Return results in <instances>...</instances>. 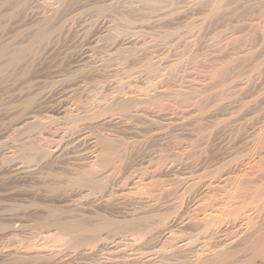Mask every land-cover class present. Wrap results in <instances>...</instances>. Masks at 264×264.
I'll return each instance as SVG.
<instances>
[{
    "label": "rangeland",
    "instance_id": "rangeland-1",
    "mask_svg": "<svg viewBox=\"0 0 264 264\" xmlns=\"http://www.w3.org/2000/svg\"><path fill=\"white\" fill-rule=\"evenodd\" d=\"M14 1L18 2L19 0H0V45L9 44L13 46L15 43L26 41L28 34L31 33L30 31L33 32L42 23L48 28L51 26L49 28L51 30L54 26V30H52L53 34L49 40L35 44L34 51L25 56V62L23 61L19 65L20 68L19 66L11 67L13 68L12 71L11 69L7 70L5 77L3 75L0 76V263L5 261L7 263L12 262L16 256H27L35 249L44 248L42 247L44 242L53 238L55 232L43 229L45 227L38 223L42 222L44 217H46L51 206L60 210H66L67 208L74 210L72 213L75 215L70 211V213L67 212L66 214H72L75 219L78 217L81 220L86 218V220H90L93 215L94 218L92 219L98 220V214H104L117 220L129 219L136 217V215L139 217V210L141 212L143 210V216L150 215L151 209L147 205L153 203L154 198L159 197L161 199L159 195L162 190L165 193L169 191L170 187H172V191L170 190L171 192L167 193L168 199L165 198L166 193H163L164 195L161 194L162 198L168 200L167 203L163 199V202L167 203V206H163L164 212V207L168 209L170 205V207H173L169 208V211L166 209V211L170 213V210L175 207L176 215L180 211L185 212L188 210L187 212L193 213L192 216H196L198 220L201 215L210 216L208 213L215 212L217 219L220 217L222 221H224V218L231 221L234 218L233 212L237 216L239 210L241 212L245 210L243 214L252 212L251 214L254 215V217L252 216L253 221H245L246 223L244 224L243 219L240 218V221L236 220L234 228L236 226L240 227L236 231L238 230L241 235L244 232L246 233L248 229H252L250 230L251 233L258 231L254 232L255 235L263 232L264 211L262 213L259 211L262 207L264 209V206H262L264 205V0H226L224 11L226 10L227 12L223 11L222 14L223 7L220 10L221 14L216 12L217 14H213L215 15L213 17L211 11H209L211 7L208 4L191 3L187 0H178L181 3H177L174 11H168L166 10L167 8H163L156 9L152 13H150L151 11L147 12L145 10L146 12H144V10L133 8L134 12L136 10L134 13L131 11L132 9L129 11L130 8L122 9L125 7L121 6V8L120 5L113 6L114 1L118 0H29L22 11L18 9ZM33 2L36 3L34 4ZM61 3L63 4L61 5ZM46 4L53 7L49 8ZM54 9L59 10H56V12ZM46 13L49 14V17ZM137 13H140V15ZM50 15L54 16L53 19L51 18V22L49 18L52 16ZM150 16L151 19L149 18ZM127 18L130 23L126 20ZM145 18L146 20H144ZM46 19L47 22L45 21ZM45 22L46 24H44ZM119 53L125 56L121 55L119 57V55V58L116 57ZM126 55L128 56L126 57ZM111 58L113 61L110 60ZM101 60L103 62L106 61L103 63ZM161 60L163 61L161 62ZM150 63L153 66L149 68ZM230 64L234 65H232L231 70L226 75L229 78L227 77V83L225 82L227 85H225L226 77L220 81L215 79L212 74L215 70L226 71L227 66ZM155 68L158 71H154L156 70ZM237 73L239 74L237 75ZM235 75L239 79L237 78L233 81ZM118 84L120 86H116ZM177 90H184V92H182L181 96H176ZM115 91L118 92L116 93ZM119 91L121 92L119 93ZM185 91H188V96L193 95L197 99L190 97L188 99L189 102H187V99L184 98L187 96ZM145 92L156 94L157 102L154 99L151 103L159 102L160 105H163L160 108L162 109L165 106L164 109L167 112L164 109L155 110L156 112L152 109H147L149 105L152 106L149 103L146 107L147 111L144 108L145 106L143 107L148 114L147 116L145 113L147 118L144 117L145 115L141 117L147 119V121L141 118L138 120V117L135 119V116L134 118L129 115L126 116V113L123 115V112L118 111L116 112L118 114H112L117 116L121 113V118L126 116L133 119L124 118V120H121L118 116V118L113 116L117 119V122L115 119H113L114 122L113 120L104 122L101 118L112 116L108 115V113L100 118V122L103 121L105 124L102 122L97 126V123L94 124L93 121H85L86 123L83 121L82 125L85 127L88 123L91 129L90 131L89 127L88 129H80L83 127L81 126L78 128L81 132L78 129L75 132L69 131L66 128L68 126L63 124L64 120L66 121L68 118L67 114V116H64L66 109L67 113L68 110H72L75 113L79 110L82 114L83 112L80 109L83 106H85L84 108L89 106L88 104L91 101H94L95 104L97 103L101 108L106 106L102 104L104 99H108L109 102L110 98L114 97L113 95L115 97L116 94L124 97L126 95L137 97L143 95L142 97L144 98L146 97ZM190 92L194 93L191 94ZM219 92H224L223 95L221 94V101L217 99ZM207 96L210 100L207 99V103L205 102L207 106L204 104L207 107V110L204 111L205 113L207 112V115L204 112L203 114L201 113L202 116L205 115L203 118L201 115V117L199 116L200 113L198 112L200 111H197V102L206 100ZM182 99L186 102L183 103ZM99 101H101V106ZM105 102V104H108L107 101ZM192 102H195L194 105L197 107L191 106ZM138 107L140 106L136 105V108ZM132 108H135V106H132ZM176 108L177 111H175ZM196 108L197 110H195ZM168 109L169 111L171 110V113ZM181 109L184 111H180ZM131 110L132 112H129L133 114L136 109ZM185 110L186 113H184ZM152 111L153 115H151ZM178 111L186 115L179 116L180 112ZM159 112H165L166 115L165 113L164 115L160 113L159 116ZM31 114L37 118V121L41 119V124L44 125L42 126L43 128L40 127L37 128L39 130H33L28 125L25 126L23 124L25 117ZM58 118L63 120H58ZM53 119L54 122L55 119L62 121L65 127H60L63 125H60L57 120V125L54 122L43 123L46 120L52 122ZM151 119L155 122L157 120V123H155L157 125ZM169 121L172 125L167 123ZM96 122H99V120ZM102 124L105 126L103 127ZM22 125L25 127L23 128ZM95 125L96 127H94ZM92 128H95V130ZM98 133L99 135L101 133L104 137L110 136L121 143L124 141L125 148L128 147L125 149L122 146L123 150L125 149L124 151L127 152L128 158L127 163L124 165L126 167L123 166L125 169L122 168V174L119 175V173L116 176L122 177L117 179L113 177L112 180L109 178V181H112L111 183L105 180L110 185L103 192L106 195L104 200L109 201L108 197L112 195L110 199L113 198L114 200H110L112 202L108 206L103 203L101 205L98 202V196L103 195V193L98 195L95 193L96 196H93V193L89 194L91 189L88 191L86 186L81 187L70 184V180L77 169L93 165L96 153L98 154V149L101 146L94 144L93 137L97 136ZM28 135L31 136V142L35 140L34 143L39 148L37 151L39 156L36 161L32 162L26 158L30 150L26 149L22 144L23 138L26 136L27 138L24 140H28L30 137ZM20 141L22 142L20 143ZM18 145H21V147ZM46 153L48 157L43 156ZM160 158L164 167L159 162ZM180 179L184 181L181 183ZM123 181L126 184H123ZM150 182H154V184L152 185ZM193 182H198V185L194 186L197 190L192 189L194 188L193 184H195ZM114 183L115 186L113 185ZM206 183H208V188L205 186ZM211 184L212 187L210 186ZM55 185L57 189L53 190ZM120 188L125 191L123 192ZM152 190L153 192L156 190L154 192L156 196L161 193L156 197ZM186 190L192 192H189L191 198ZM123 193L129 194L132 199L129 198V195H124V197L117 196L118 194L123 195ZM142 194L144 197H139ZM172 194L173 200L171 198ZM174 194H176L178 199L174 198ZM151 195L154 197L152 198ZM183 195L186 196L184 200L185 196ZM116 197H118V200H116ZM231 197L234 201H231ZM140 200H142L143 204L145 201L147 203L141 206L142 202ZM181 200L182 202L185 201V206H181L183 203L179 205ZM158 201L161 200L158 199ZM178 201L180 202L177 203ZM191 201L196 202L193 203ZM114 202H117V204H114ZM138 202L141 203L138 204ZM170 202L172 203L169 204ZM187 203L189 205L192 204L190 208L194 206V210L190 209ZM229 203L231 204L229 205ZM174 204H177V206ZM144 207H146V211ZM177 207L183 209L180 208L181 210L178 211ZM184 207L188 209L185 210ZM126 208H129V214H127ZM241 208L243 209L241 210ZM195 209H198L197 212L201 213V215L198 214L199 218H197V213H194ZM221 209L222 211H220ZM172 212L175 214L174 209ZM216 212L217 214L219 212V217ZM227 213L231 214L232 219ZM133 214L136 215L132 216ZM176 215L174 216L176 217ZM227 215L228 217H226ZM239 215L242 216V213ZM96 216L97 218H95ZM143 216L140 215V217ZM187 216L191 215L188 214ZM193 217L192 219L195 218ZM152 218H148V220H151V224L156 220L153 218L154 221H152ZM220 219H218L219 222ZM228 220L224 222L227 227L222 224L223 222L219 224L224 225L225 230L227 229L228 232L223 229L224 226L223 228L218 225V227L216 226L217 228L214 227L216 230L219 228L221 232H226V238L233 236L234 234L231 233L235 230L230 227H233V223L230 224ZM185 225L188 228H185ZM185 225L176 226L181 228L179 230L174 228L179 232L177 233L174 230L175 243H178V238L182 239L178 245L185 243V246H183L185 248L182 249L181 255L177 256H194V254L196 256V253L199 254L197 252L199 251L198 246L200 247L205 243L204 233L206 231H203L204 227L200 224V227L198 225H193L194 227H189L188 224ZM251 225H254V227ZM248 226L250 228L247 229ZM195 228L198 229V232ZM199 228H202V231ZM244 229L247 230L245 231ZM226 233L222 234L224 238ZM234 233L237 234L236 232ZM188 235L190 238H188ZM216 238L218 239L219 237ZM216 238L215 241H219L222 236L218 240ZM127 239L130 241H126ZM54 241L53 239L52 241L50 240L49 244L53 243L50 245V249H48L49 247H47L48 250L45 248L49 257L53 256L52 258L38 262L34 259V261L27 259V262L24 261L23 264H68L69 262V264H104L100 263L103 262L102 260H107L104 261L108 262L106 264H128L123 263L124 259L121 260L120 258L119 260V258H113L112 256L123 255L127 256L126 259H129L128 257L132 259L144 256V254L148 256L152 252H158L159 249L158 253H161L163 249V252L167 251V248L164 247L166 244L163 245L158 240L156 243H154L155 241L146 243L140 238H134L132 235L124 240L123 245L110 242L106 247L96 250H93L89 245L86 247V244L78 247L70 246V249L67 244L62 243V239L59 241L54 238ZM185 241L188 247H186ZM125 242L128 245H125ZM88 247L91 249L89 250ZM222 247H217L213 251L219 252L224 249ZM55 249L62 254L60 253L59 255V252ZM74 249L75 251H73ZM188 249L190 251L193 250L191 251L193 254L189 253ZM11 250L15 253L12 254ZM246 254L248 253L244 252V257H247ZM54 256L56 257L54 258ZM62 257L65 262L61 259ZM111 257L115 259L114 263L109 262L113 261V259H110ZM258 258L264 257L256 258L257 262L260 261V264H263L264 259L259 260Z\"/></svg>",
    "mask_w": 264,
    "mask_h": 264
},
{
    "label": "bare ground",
    "instance_id": "bare-ground-1",
    "mask_svg": "<svg viewBox=\"0 0 264 264\" xmlns=\"http://www.w3.org/2000/svg\"><path fill=\"white\" fill-rule=\"evenodd\" d=\"M28 1L29 0H19L18 2H16V1H14V4H17V7H18V9L20 10V11H22V9H24V7L26 6V4L28 3ZM67 1V0H66ZM185 1V0H184ZM187 1H190L191 3H204V4H208V6H210L211 7V10H209V11H211V14H212V17L213 16H215L218 12V14H221L220 13V10H222V8H223V10H222V14H223V11H224V9H225V1L226 0H187ZM41 2V1H40ZM43 2H45V1H43ZM58 3H59V1H57ZM62 2V1H61ZM65 2V1H64ZM115 2V3H114ZM113 3H114V5L113 6H118V5H120V7L121 6H123V7H125V8H122V9H126V8H130L129 9V11L131 10V11H133L134 9H138V10H144V12H149V11H151L150 13H152V12H154V11H156V9H163V8H167L166 10H168V11H174L175 10V6H177V3H179L178 2V0H118V1H114ZM189 2V3H190ZM34 3V2H33ZM36 3V2H35ZM34 3V4H35ZM181 3V2H180ZM179 3V4H180ZM185 3V2H184ZM183 3V4H184ZM53 4V3H52ZM63 3H61V5H62ZM65 4H67V3H65ZM187 4V3H186ZM185 4V5H186ZM211 4V5H210ZM43 5V4H42ZM45 5V4H44ZM47 5V4H46ZM57 5V4H56ZM60 5V6H61ZM69 5V4H68ZM136 5V6H135ZM36 6V5H35ZM39 6H41V5H39ZM48 6V5H47ZM46 6V7H47ZM52 6V5H51ZM51 6H48L49 8H51ZM70 6V5H69ZM42 7V6H41ZM46 7H44V8H46ZM47 7V8H48ZM53 7V6H52ZM58 7H59V5H58ZM33 8V7H32ZM46 8V9H47ZM48 8V9H49ZM63 8V7H62ZM134 8V9H133ZM177 8V7H176ZM70 9H71V7H70ZM57 9H54V11H56ZM59 10V9H58ZM57 10V11H58ZM65 10V9H64ZM67 10V9H66ZM128 10V9H127ZM146 10V11H145ZM165 10V11H166ZM32 11V10H31ZM51 11V10H50ZM56 11V12H57ZM163 11V10H162ZM226 11V10H225ZM224 11V12H225ZM55 12V13H56ZM65 12V11H64ZM134 12V11H133ZM132 12V13H133ZM135 12H136V10H135ZM134 12V13H135ZM140 12V11H139ZM167 12V11H166ZM217 12V13H216ZM227 12V11H226ZM32 13V12H31ZM130 14H131V12H129ZM164 13V12H163ZM162 13V14H163ZM210 13V12H209ZM216 13V14H215ZM45 14V13H44ZM48 13H46V15H47ZM51 14H53V12H51ZM138 15H140V13H137ZM213 14H215V15H213ZM64 15V14H63ZM66 15V14H65ZM224 15H226V14H224ZM44 16V15H43ZM50 16H52V15H50ZM56 16H57V13H56ZM144 16V15H143ZM153 16H154V14H153ZM152 16V17H153ZM159 16H161V15H159ZM218 16V15H217ZM221 16V15H220ZM48 17H49V14H48ZM59 17V16H58ZM130 17H131V15H130ZM129 17V18H130ZM158 17V16H157ZM44 18H45V16H44ZM46 18H47V16H46ZM54 18V16H52V17H50L49 19H50V22H51V20ZM66 18V17H65ZM140 18H142V17H140ZM147 18V17H146ZM146 18L144 19V20H146ZM150 19H151V16L149 17ZM216 18H218V17H216ZM48 19V18H47ZM47 19L45 20L46 22H47ZM49 19H48V22H49ZM62 19H63V17H62ZM67 19V18H66ZM143 19V18H142ZM141 19V20H142ZM159 19V18H158ZM213 19V18H212ZM127 21H128V23H130V20L127 18L126 19ZM157 20V19H156ZM160 20V19H159ZM158 20V21H159ZM56 21H57V19H56ZM110 21V20H109ZM46 22L44 23V24H46ZM49 22V23H50ZM65 22V21H64ZM103 22H104V20H103ZM155 22V21H154ZM49 23H47L48 25H49ZM61 23H62V21H61ZM149 23H151V22H149ZM158 23V22H157ZM156 23V24H157ZM51 24V23H50ZM105 24V23H104ZM110 24V23H109ZM152 24V23H151ZM151 24H150V26H151ZM153 25V24H152ZM148 26V25H147ZM154 26V25H153ZM49 28H51V26L49 27ZM48 28V26H45V25H43V23L42 24H40L33 32L32 31H30L31 33H27L28 34V36H27V38H26V41H24V42H22V43H15L13 46H10L9 44H5V45H0L1 47H0V76L1 75H5V72L8 70H10L11 69V71H12V69L13 68H11V67H14V66H19V65H21V63H23V61L25 60L24 58H26L25 56H28L30 53H32L33 51H34V49H35V44L36 43H41V42H44V41H47V40H49L50 39V37H51V35L53 34V31L52 30H54V26H53V28H52V30L51 29H49ZM52 31V32H51ZM137 33V32H136ZM139 33V32H138ZM137 35V34H136ZM117 42V41H116ZM120 43V42H119ZM120 45V44H119ZM112 47H113V45H111ZM114 49H115V47H114ZM28 54V55H27ZM120 55V53L116 56V57H118ZM121 55H123V56H125L124 54H121ZM121 55L119 56V57H121ZM134 55H136V54H134ZM128 55H126V57H127ZM129 56H131V55H129ZM118 57V58H119ZM130 58V57H129ZM117 59V58H116ZM107 61H108V59H106ZM105 60V61H106ZM110 60H112V58L110 59ZM164 60V59H163ZM163 60H161V62L163 61ZM102 61V60H101ZM104 61V62H105ZM113 61V60H112ZM25 62V61H24ZM103 62V61H102ZM103 62V63H104ZM110 62V61H109ZM233 63V62H232ZM104 65V64H103ZM232 65H234V64H232ZM232 65L230 64L229 66H227V70L226 71H219V70H215L214 72H213V77L215 78V79H219L220 81H221V79L223 78H225L226 77V75H227V73H228V71L229 70H231V68H232ZM106 66H108V65H106ZM151 66H153V64H151L150 63V66H149V68L151 67ZM15 67V68H16ZM19 68H20V66H19ZM156 70H154V71H158V69L157 68H155ZM14 71V70H13ZM16 72V71H15ZM233 72V71H232ZM157 73H159V72H157ZM234 73V72H233ZM232 73V74H233ZM9 74V73H8ZM239 73H237V75H238ZM12 75V74H11ZM234 75V74H233ZM237 75H235L234 76V80L233 81H235V79H237L238 78V76ZM5 77V76H4ZM228 77V76H227ZM227 77L225 78V81H224V84H225V82H226V79H227ZM240 77H241V73H240ZM229 78V77H228ZM231 78H232V76H231ZM239 79V78H238ZM230 80V79H229ZM223 81V80H222ZM232 81V82H233ZM230 82V81H229ZM228 82V83H229ZM227 83V82H226ZM222 84V83H221ZM205 85V84H204ZM203 85V86H204ZM225 85H227V84H225ZM116 86H120L119 84L118 85H116ZM126 86H127V84H126ZM125 86V87H126ZM207 86V85H206ZM205 86V87H206ZM204 87V88H205ZM242 87V86H241ZM117 88V87H116ZM123 88V87H122ZM121 88V89H122ZM240 89V88H239ZM242 89V88H241ZM117 90H119V89H117ZM124 90V89H123ZM129 91V90H128ZM179 90H177L176 91V96L178 95V96H181L182 95V92H184V90L183 91H179ZM116 92V91H115ZM118 92V91H117ZM116 92V93H117ZM121 91H119V93H120ZM132 92V91H131ZM188 92V91H187ZM186 91H185V93H187ZM222 92V91H221ZM221 92H219V97L217 98L218 99V101L220 100V98L222 97V95H223V93H221ZM124 93V92H123ZM130 93V92H129ZM152 93V94H151ZM151 93H146L145 92V94H146V97H137V96H120V95H118L117 96V94H116V97H115V95H113L114 97L113 98H110V101L108 102V99L107 100H105L104 99V102L105 101H107L108 102V104H105L104 102L102 103V104H104V105H106L105 107L103 106V107H99V105L96 103H94V101H91L90 102V104H88L89 106H87L86 108H84L85 106H83V108L82 109H80L79 107V109H80V111L81 112H83L82 114L79 112V110H77L78 112H73L72 110H68V113H67V109H66V113L64 112V116L67 114L68 115V118L66 119V121L64 120V122H63V124H65L66 126H68V127H70V128H68V127H66L69 131H72V132H75L79 127H81V126H83L82 124H83V121H84V123H86L85 121H93V123L94 124H96L97 126H98V124L100 125V123H102L103 121L104 122H109V121H111V120H113V119H115L114 117L116 116H114V114H112V113H115V114H118V113H116V112H123L122 114L124 115L125 113V115L126 116H131V117H133L134 118V116H135V119H136V117H138L137 119L139 120V118H141L142 117V115H145V113L147 114V112H145V109H146V107L148 106V104L150 103V104H152L151 103V101H153L154 99V101H156L157 102V95L156 94H154L153 92H151ZM191 94L192 93H194V92H190ZM127 94V93H126ZM141 94H143V93H141ZM144 94V95H145ZM190 94V95H191ZM222 94V95H221ZM121 95H123V94H121ZM131 95H132V93H131ZM189 95V93H187V96H185L184 98L185 99H187V102H189L188 101V99L191 97H193V95L192 96H188ZM196 95V94H195ZM106 96H108V95H106ZM139 96V95H138ZM105 97V96H104ZM127 97H129V98H127ZM194 99H197V97L195 98V97H193ZM203 99H204V97H202ZM209 97L207 96V98H206V100H204V101H198L197 103H198V107L196 106V105H194V103L195 102H192V105L191 106H193L194 105V107L196 106L197 108H198V110H197V108L195 109V110H197V111H200V112H198V113H200L199 114V116L201 115L202 116V114H203V112L204 111H206L207 110V105L205 104V102L207 101V99H208ZM99 100V99H98ZM101 100V99H100ZM191 101H192V99H190ZM208 100H210V99H208ZM222 100V99H221ZM220 100V101H221ZM96 101V100H95ZM103 101V100H102ZM195 101V100H194ZM217 101V102H218ZM97 102V101H96ZM131 102H133L132 104H131ZM155 102V104L153 103L152 104V106H148L147 107V109H152V110H156V111H158V109H161L160 108V106L162 107L163 105H160V103L158 102V103H156ZM182 102L184 103V102H186V101H184V99H182ZM209 102V101H208ZM101 103V101H99V104ZM147 103V105H145ZM207 103V102H206ZM131 104V105H130ZM133 104H135V105H133ZM159 104V105H158ZM191 104V103H190ZM190 104H188V106H190ZM206 106H205V105ZM136 105H138V106H140V107H138V108H136ZM153 105H154V107H153ZM183 105V104H182ZM92 106H94V107H92ZM100 106H101V104H100ZM132 106H135V108H132ZM145 106V107H144ZM71 107V106H70ZM69 107V108H70ZM77 107V106H76ZM82 107V106H81ZM90 107V108H89ZM92 107V108H91ZM142 107V108H141ZM145 109H144V108ZM184 107V106H183ZM186 107V106H185ZM165 108V106L161 109V110H163ZM166 108H168V107H166ZM191 108V107H190ZM193 108V107H192ZM206 108V109H205ZM86 109V110H85ZM91 109H94V110H92L91 111ZM131 109H136L135 110V112L132 114L131 112H132V110ZM147 109H146V111H147ZM171 109V108H170ZM85 112H84V111ZM165 111H166V109H164ZM179 110V109H178ZM187 110V109H186ZM186 110H185V112L184 113H186ZM74 111H76V110H74ZM129 111H131V112H129ZM150 111V110H149ZM148 111V112H149ZM155 111V112H156ZM168 111H169V109H168ZM171 111V110H170ZM169 111V112H170ZM175 111H177V108H176V110ZM180 111H182V109L180 110ZM180 111H178V112H180ZM184 111V110H183ZM182 111V112H183ZM188 111V110H187ZM192 111H193V109H192ZM209 111V110H208ZM167 112V111H166ZM173 112V111H172ZM182 112H180L181 114H182ZM210 112V111H209ZM75 113V114H74ZM109 113V114H108ZM111 113V114H110ZM119 114V115H117L118 117H119V119L121 118V116H122V114ZM144 113V114H143ZM151 113V112H150ZM160 113H162V112H159V116H160ZM164 113L165 112H163L162 114L164 115ZM171 113V112H170ZM179 113V116H184V115H186V114H180ZM202 113V114H201ZM207 113V112H206ZM205 112H204V114H206ZM112 115V116H105V115ZM161 114V115H162ZM175 114H177L176 112H175ZM175 114H174V116H175ZM189 114V113H188ZM187 114V115H188ZM34 115V114H33ZM66 115V116H67ZM151 115H153V111H152V113H151ZM151 115H149L150 117H151ZM155 115H157L156 113H155ZM154 115V116H155ZM165 115H166V113H165ZM178 115V114H177ZM207 115V114H206ZM103 116H105L104 118H101V117H103ZM114 116V117H113ZM116 116V118H118ZM126 116H124V118L126 119L127 117ZM147 116H148V114H147ZM154 116H153V119H154ZM158 116V117H159ZM200 116V117H201ZM204 116L205 115H203L202 117L204 118ZM37 117V116H36ZM59 117V116H58ZM144 117H146V115L144 116ZM149 117V118H150ZM166 117V116H165ZM41 118V117H40ZM43 118V117H42ZM45 118V117H44ZM49 118V117H48ZM66 118V117H65ZM100 118L101 119H103V121H101L100 122ZM124 118H121V120H124ZM129 119H133V118H130V117H128ZM127 118V119H128ZM147 118V117H146ZM152 118V117H151ZM156 119H157V117H155ZM172 118V117H171ZM175 118V117H174ZM177 118V117H176ZM180 118V117H179ZM178 118V119H179ZM202 118V119H203ZM61 119V118H60ZM59 118H58V120H60ZM63 119H64V117H63ZM63 119H61V120H63ZM141 119H143V118H141ZM140 119V120H141ZM145 119V118H144ZM143 119V120H144ZM167 119H168V117H167ZM167 119H165V120H167ZM56 120L57 119H55V122H54V119H53V121L51 122L50 120H46V121H43V123L45 122H48L47 124H49V122L50 123H53L54 122V124L56 123ZM57 120V122L58 123H60V125L62 124V121H58ZM97 120H99V122H96ZM120 120V121H121ZM146 121H147V119H145ZM152 120V119H151ZM160 120V119H159ZM115 121L117 122V119H115ZM119 121V120H118ZM130 121V120H129ZM174 121V120H173ZM172 121V122H173ZM25 122V123H24ZM24 122H23V124L25 125V126H27L28 125V127L29 128H31V129H33V130H35V129H37V128H40V127H42V126H44V125H42L41 123V119H40V121L38 120L37 121V118H35V116H32V114L31 115H29L28 117H25V120H24ZM103 122V123H104ZM113 122H114V120H113ZM122 122V121H121ZM131 122V121H130ZM136 122V121H135ZM141 122V121H140ZM145 122V121H144ZM149 122V121H148ZM147 122V123H148ZM152 122H154V124L155 123H157V120H156V122L155 121H153L152 120ZM132 123H133V121H132ZM159 123H161V122H159ZM159 123H158V125H159ZM167 123H170V121L169 122H167ZM166 123V124H167ZM46 124V125H47ZM62 124V125H63ZM91 124V123H90ZM105 124V123H104ZM139 124V123H138ZM144 124V123H143ZM142 124V126H144ZM150 124V123H149ZM171 125H172V123H170ZM53 125V124H52ZM56 125H57V123H56ZM96 125L94 126V127H96ZM146 125V124H145ZM155 125H157V124H155ZM170 125V127H172ZM23 126V125H22ZM25 126H23V128L25 127ZM48 126V125H47ZM50 126V125H49ZM87 126V127H86ZM90 126H92V125H90ZM102 126L104 127L105 125H103L102 124ZM123 126V125H122ZM149 126V125H148ZM147 126V127H148ZM152 126H153V124H152ZM173 126H174V123H173ZM179 126V125H178ZM60 127H62V128H64L65 126L63 125V126H60ZM86 127V128H85ZM85 127L83 126L82 128H80V129H88V127H89V125H88V123H87V125H85ZM100 127V126H99ZM166 127H168V126H166ZM169 127V128H170ZM43 128V127H42ZM27 129V128H26ZM90 127H89V131H90ZM92 129H94L95 130V128H92ZM103 129V128H102ZM130 129V128H129ZM21 130V129H20ZM37 130H39V129H37ZM64 130V129H63ZM79 130V129H78ZM97 130V129H96ZM66 131V130H65ZM80 131V130H79ZM85 131V130H84ZM101 131V130H100ZM99 131V132H100ZM81 132V131H80ZM82 132H83V130H82ZM98 132V131H97ZM66 133V132H65ZM71 133V132H70ZM94 133V132H93ZM40 134H42V133H40ZM90 134V133H89ZM157 134V133H156ZM160 134V133H159ZM31 135V134H30ZM30 135H28V136H30ZM38 135V134H37ZM81 135V134H80ZM86 135V134H85ZM92 136H93V134H91ZM90 135V136H91ZM95 135V134H94ZM32 136V135H31ZM31 136L28 138V140L27 141H25L24 139L25 138H27V136L25 137V138H23V146H25V148L26 149H28V150H30V153L27 155V159H29V161L30 162H32V161H36L37 160V158H38V156H39V153H37V151L39 150V148L37 147V145H35V140L33 141V142H31L32 140L30 139L31 138ZM36 136V135H35ZM41 136H43V135H41ZM71 136V135H70ZM162 136V135H161ZM32 137H34V136H32ZM44 137V136H43ZM42 137V138H43ZM81 137V136H80ZM84 138H85V136H83ZM82 137V138H83ZM35 138V137H34ZM77 138V137H76ZM86 138H88V137H86ZM94 138V144L96 145H101L100 147H99V149H98V154L96 153V156H95V158H94V160L95 161H93L92 163H93V165H90V166H88V167H83V168H80V169H77L75 172H74V174H73V177H72V179L70 180V184H72V185H77V186H86L87 188H88V191H89V189H91V193L89 192V194H92L93 193V196L95 195L96 196V194L95 193H97V195L98 194H101V193H103L104 192V190L106 191V187L107 186H109L106 182H108L109 181V178H110V180H112V178L113 177H116L119 173V175H121L122 174V168H124V167H126V166H124L127 162V158H128V156H127V152H125L124 150L125 149H127L128 147H127V144H126V147L127 148H125V146H124V144H125V142L123 141V143H121L120 141H116L115 139H113L112 137H110V136H103L101 133H100V135H99V133H98V135L97 136H94L93 137ZM161 138V137H160ZM40 140V139H39ZM80 140V139H79ZM82 140V139H81ZM85 140V139H84ZM37 141V140H36ZM145 141V140H144ZM148 142H149V140H147ZM22 141H20V143H21ZM92 142V141H91ZM135 142V141H134ZM138 143L140 142V141H137ZM143 142V141H142ZM130 143H133V142H130ZM136 143V142H135ZM134 143V144H135ZM141 143V142H140ZM147 143V142H146ZM93 144V145H94ZM92 145V144H91ZM128 145H129V143H128ZM131 145H133V144H131ZM136 145H137V143H136ZM136 145H134V146H136ZM19 146V145H18ZM22 146V147H23ZM122 146H123V148H125L124 150H123V148H122ZM130 146V145H129ZM138 146V145H137ZM19 147H21V145L19 146ZM97 148H98V146H96ZM132 147V146H131ZM135 148V147H134ZM93 150H94V148H93ZM129 150V149H128ZM95 151V150H94ZM48 153V152H47ZM47 153H46V155H43L44 157H46L47 156ZM50 154V153H49ZM48 154V155H49ZM94 154V153H93ZM50 156H51V154H50ZM48 157V156H47ZM162 158V157H161ZM161 158L159 159V162H160V164L162 165L163 164V162L161 161ZM40 161V160H39ZM91 161V160H90ZM162 162V163H161ZM45 163V162H44ZM39 164H40V162H39ZM42 164V163H41ZM174 165V164H173ZM124 166V167H123ZM163 167H164V165H162ZM159 167H160V165H159ZM158 167V168H159ZM157 168V167H156ZM162 168V167H161ZM160 168V169H161ZM125 169V168H124ZM159 169V170H160ZM164 169H166V168H164ZM171 170V169H170ZM172 170H173V168H172ZM174 170H175V168H174ZM163 172V171H162ZM155 174H157V173H155ZM146 176V175H145ZM120 177H122V176H120ZM120 177H116V178H114V179H117V178H120ZM153 177V176H152ZM113 179V180H114ZM122 179V178H121ZM125 179V178H124ZM173 179H174V177H173ZM105 180H108V181H105ZM151 180H153V179H151ZM175 180V179H174ZM181 180V179H180ZM114 181H116V180H114ZM113 181V182H114ZM173 181V180H172ZM182 181H184V180H181V183H182ZM112 182V181H111ZM110 181L108 182V183H111ZM124 183L123 184H126L125 183V181H123ZM118 183V182H117ZM117 183H116V185H117ZM131 183V182H130ZM150 183H152V185L154 184V182H150ZM158 183V182H157ZM172 183V182H171ZM171 183H170V186H171ZM193 183H195V182H193ZM120 184H122L121 182H120ZM122 184V185H123ZM159 184V183H158ZM162 184V183H161ZM198 185V182H196L195 184H193V187L195 186V185ZM210 184V183H209ZM114 186H115V183L113 184ZM113 185H111L112 187H113ZM156 185V184H155ZM208 185V183H206L205 184V186H207ZM120 186V185H119ZM118 186V187H119ZM125 186V185H124ZM127 186V185H126ZM131 186V185H130ZM160 186V185H159ZM162 186H163V184H162ZM165 186H167V185H165ZM174 186V185H173ZM211 187H212V184L210 185ZM122 187V186H121ZM109 188V187H108ZM115 188V187H114ZM130 188V187H129ZM132 188V187H131ZM141 188H143V187H141ZM140 188V189H141ZM149 188V187H148ZM156 188V187H155ZM159 188V187H158ZM191 188H192V186H191ZM206 188H208V186L206 187ZM210 188V187H209ZM57 189V186L55 185V187H53V190H56ZM121 189V188H120ZM145 189H147V188H145ZM152 189H154V188H152ZM163 189V188H162ZM165 189H167V188H165ZM174 189V188H173ZM188 189H190V188H188ZM192 189H194V190H197V189H195V187L194 188H192ZM87 190V189H86ZM123 192L125 191V190H123V189H121ZM138 191H139V189H137ZM143 190V189H142ZM150 190V189H149ZM160 190H161V188H160ZM168 190V189H167ZM172 191V187H170V189H169V191H167V192H163V190H162V195H164L165 194V198H167L168 199V197L166 196L167 195V193L168 192H171ZM175 190V189H174ZM193 190V191H194ZM93 191V192H92ZM156 190H154V192H155ZM176 191V190H175ZM179 191V190H178ZM187 191V190H186ZM109 192V191H108ZM111 192H112V190H111ZM114 192V191H113ZM120 192V191H119ZM133 192V191H132ZM142 192V191H141ZM152 192H153V190H152ZM153 192V193H154ZM159 192V191H158ZM177 192V191H176ZM182 192V191H181ZM185 192V191H184ZM188 192V191H187ZM187 192H186V194H187ZM189 192H190V190H189ZM188 192V193H189ZM88 193V192H87ZM116 193V192H115ZM127 193V192H126ZM133 193H136V192H133ZM160 193H158L157 194V196L160 194ZM164 193V194H163ZM172 193H174V192H172ZM190 193H192V192H190ZM190 193H189V197H190ZM194 193V192H193ZM196 193V192H195ZM114 194V193H113ZM137 194V193H136ZM150 194H152V193H150ZM149 194V195H150ZM161 194L159 195L160 197H161V199L158 197V198H154V199H151V200H154L153 201V203H150L149 205H147V207H150L149 209H151V212H150V215H145V216H143V214H142V212H143V210H142V212H141V210H139V214L140 215H142L143 217H140V215H139V217L136 215V214H133L132 216H134V215H136V217H132V218H127V219H122V220H117V219H112L111 217H108V216H105L104 214H102V215H97V216H99L98 218H97V216L95 217V218H97L98 220H93L92 218H94L93 217V215H92V220L90 219V220H86V219H84V220H81V219H78V217L75 219L74 217L75 216H72V214H74V213H72L73 211H72V209L70 210V209H66V210H63V209H58V208H56V207H50L49 208V211L47 212V215H46V217H44V219L42 220V222L40 221V222H38L39 223V225H43V227H45V228H43V229H47V231H54L55 233L53 234V241H54V238L56 239V240H59L60 241V239H62L63 241H62V243L63 244H67L68 246H69V248H70V246H73V247H78V246H81V245H84V244H86V247H87V245H89V247H92L93 248V250L95 249H102V248H104V247H106L110 242H113L114 244L116 243V244H120V245H123L124 244V240L126 239V238H129L131 235L134 237V238H136V239H138V238H140V239H142L143 241H145L146 243H150V242H154V243H156L157 242V240H158V242L160 243V242H162L163 243V245L164 244H166V246H164V247H166L167 248V251L165 250V252H163V250H162V252L161 253H158L159 251H160V249H159V251H158V249H157V251L158 252H156V253H150V255H146L145 256V254H144V256H139V257H136V258H132V259H130L131 257H128L129 259H126V257L125 256H112L113 258H119V260H120V258H121V260H123V263H131V264H260V261L259 262H257L256 261V258L257 257H264V228H263V230H262V228H260L263 232L262 233H258L259 235H257V233H256V235L254 234V232H258V231H254V232H252L251 233V231L250 230H252V229H248V228H250V226H248L247 227V229H244L245 231L247 230V232L245 233L244 231V233H242V235L240 234V232L237 230L236 231V229H238V228H240V227H238V226H236V228H234V226L236 225L235 224V221L237 220V221H240L239 219L241 218V219H243V221H244V224L246 223L245 221H250V222H252L253 221V217H254V215L253 214H243V213H245V212H243V211H245V210H243L242 212L239 210L238 212H239V214H241L242 213V216H240L237 212V214L239 215H235V213L233 212L232 213V215L234 214V218L232 219L231 218V214H228L229 215V217L232 219L231 221L230 220H228V219H226V218H224V221H222L221 219H220V217L218 216V214H219V212L220 211H222V209L218 212V214H217V212H216V214H217V216L219 217L218 219H220V222L222 223V224H226V223H224L225 221H227L228 220V222L230 221V224L231 223H233V227L232 226H230V224L229 223H227V225L228 226H230L231 228H234L233 230H234V232H239V233H237V234H235L233 231V233H231V234H234L233 236H231V235H229V236H231L230 238L229 237H227L226 238V236H227V233L226 232H228V230L226 231L225 230V226H224V228H223V226L222 225H219L220 224V222H219V220L216 218V215L213 213V212H210V213H208V214H210V216H205V215H203V216H205V217H203L202 215H201V213L200 212H197V210L196 211H194V213H197V218H199L198 217V214H200L201 216H200V218L197 220L196 219V216H192V214L193 213H188L187 211V209L188 208H185V210H187V211H185V212H187L188 214H190L194 219H196V221H194V219H192V217L191 216H187L188 214L187 213H185L184 211H180L181 209H183V208H178L179 210L178 211H180V212H178V214L176 215V213H177V211L175 210V207L173 208L174 209V211H175V214H174V212H172L173 211V209L172 210H170L171 212L169 213L168 211V209L170 208L171 209V207H173V206H171L170 207V205H169V208L167 209L166 207H164L165 208V212L163 211V206H167V203H168V200H166V199H164V198H162L163 196H161ZM176 194H178V193H176ZM176 194H174V198H177V196H176ZM184 194V193H183ZM205 194V193H204ZM112 195V194H111ZM124 195L126 196L127 194H125V193H123V195H117V196H123L124 197ZM129 195V194H128ZM127 195V196H128ZM154 195L156 196V193H154ZM170 195H171V193H170ZM170 195H168V196H170ZM188 195V194H187ZM192 195V194H191ZM199 195V194H198ZM263 195H264V193H263ZM89 196V195H88ZM87 196V197H88ZM92 196V195H91ZM92 196V197H93ZM105 194L103 193V195L101 194V196H98L99 198V203H101V205H102V203L103 204H105V205H107L108 206V204L109 203H111L112 201H110V200H113V198L112 199H110L111 197L109 196L108 197V199H109V201L108 200H104V198H105ZM140 196H143V194L142 195H139V197ZM146 196V195H145ZM148 196V195H147ZM156 196V197H157ZM179 196V195H178ZM183 196H185V195H183ZM182 196V197H183ZM193 196H195V195H193ZM193 196H192V199H193ZM114 197H115V194H114ZM132 197V196H131ZM136 197H137V195H136ZM135 197V198H136ZM144 197V196H143ZM151 197L153 198L154 196L153 195H151ZM86 198V197H85ZM90 198V197H89ZM88 198V199H89ZM125 198H127V197H125ZM129 198H130V195H129ZM147 198V197H146ZM172 200H173V194H172ZM171 198L169 197V199L171 200ZM179 198H181V197H179ZM191 198V197H190ZM122 199V198H121ZM130 199H132V198H130ZM130 199H129V201H130ZM137 199V198H136ZM135 199V200H136ZM142 199V198H141ZM158 199L159 200H161V201H158ZM165 201H167V203H166V205H165V203L163 202L164 200ZM178 199V198H177ZM177 199H175V200H177ZM184 199H186V196L183 198V200ZM231 199H232V197H231ZM93 200V199H92ZM116 200H118V197H116ZM119 200H120V198H119ZM126 200V199H125ZM124 200V201H125ZM188 200V199H187ZM191 200V199H190ZM189 200V201H190ZM104 201V202H103ZM114 201V200H113ZM122 201V200H121ZM123 201V202H124ZM134 201V200H133ZM141 202H142V200H140ZM144 201V200H143ZM231 201H234L233 199L231 200ZM134 202H136V201H134ZM133 202V204H135ZM141 202H138V204H140ZM172 202H174V201H172ZM172 202H170L169 204H171ZM180 201H178L177 203H179ZM191 202H193V201H191ZM194 202H196V201H194ZM193 202V203H194ZM199 202V201H198ZM264 202V201H263ZM117 204V202H114V204ZM119 203V202H118ZM126 203V202H125ZM130 203V202H129ZM137 203V202H136ZM145 203H147V201H145ZM144 203V204H145ZM183 203V204H182ZM185 201L184 202H182V200H181V202L179 203V205L180 204H182L181 206H185ZM189 203V202H188ZM187 203V204H188ZM93 204H95L94 202H93ZM127 204V203H126ZM143 204V202H142V205L141 206H143L144 205ZM186 204V205H187ZM190 204V203H189ZM188 204V206H189V208H190V206L192 207V204L191 205H189ZM198 204V203H197ZM227 204H228V202H227ZM231 203H229V205H230ZM104 205V206H105ZM129 205V204H128ZM173 205V204H172ZM175 205V204H174ZM200 205V204H199ZM262 205V204H261ZM261 205H259V206H261ZM135 206V205H134ZM133 206V207H134ZM175 206H177V204L175 205ZM187 206V207H188ZM259 206H258V209H259ZM262 206H264V205H262ZM261 206V207H262ZM127 207H129V206H127ZM201 207H202V205H201ZM260 207V208H261ZM119 208V207H118ZM131 208H132V206H131ZM138 208V207H137ZM145 208V209H144ZM143 209L146 211V207H144ZM161 208H162V211H161ZM193 208H194V206H193ZM193 208H190V209H192V210H194ZM196 208V207H195ZM197 208H199V207H197ZM218 209H219V207H217ZM120 209V208H119ZM124 209V208H123ZM127 209V208H126ZM129 209V208H128ZM128 209H127V212H128ZM134 209V208H133ZM140 209V208H139ZM148 209V210H149ZM166 209L168 210V211H166ZM189 209V210H190ZM202 209V208H201ZM200 209V210H201ZM243 208H241V210H242ZM263 209V207L261 208V210L259 211V212H261L262 213V211H264V209ZM204 210V209H203ZM202 210V211H203ZM213 210H215V209H213ZM71 212L72 214H66L67 212ZM131 211V210H130ZM210 211H212V210H210ZM248 211V210H247ZM69 212V213H70ZM122 212H123V210H122ZM132 212V211H131ZM141 212V213H140ZM192 212V211H191ZM95 213V212H94ZM93 213V214H94ZM124 213V212H123ZM148 213V212H147ZM204 213H205V211H204ZM222 213V212H221ZM226 213V212H225ZM126 214V213H125ZM127 214H129V212L127 213ZM132 214V213H131ZM176 215V217L174 216V215ZM187 214V215H186ZM211 214H214V215H211ZM224 214V213H223ZM42 215V214H41ZM75 215V214H74ZM95 215V214H94ZM123 215V214H122ZM121 215V216H122ZM172 215H173V217H172ZM196 215V214H195ZM226 215V214H225ZM228 215L226 216V217H228ZM120 216V215H119ZM253 216V217H252ZM41 217V216H40ZM125 217V216H124ZM123 217V218H124ZM150 217H153V218H155L156 220L154 221L153 220V218H152V221H154V222H152L153 224H151V220H148V218H150ZM88 218H90V217H88ZM222 218V217H221ZM42 219V218H41ZM226 219V220H225ZM254 220H255V218H254ZM142 221H144V222H142ZM236 221V222H237ZM37 223V224H38ZM239 223V222H238ZM243 222L241 221V224H242ZM185 224H188L189 225V227H192L193 225H198V227H200L199 226V224L202 226V227H204L203 228V231H206L204 234H205V236H204V238H205V243L203 244V245H201L200 247L198 246V249H199V251H197V252H199V254H197L196 253V256H195V254H194V256L192 255V256H177V255H181V253H182V249L183 248H185V247H183V246H185V243L183 244H181V245H178V243H179V241L181 240L182 241V239H179L178 238V243H175V231L174 230H176V229H174V228H178L179 227V225H185ZM191 225V226H190ZM222 226V228L226 231V232H223V233H226L225 234V238H224V236L222 235L223 233L221 232V230H219V228H218V230H216L214 227H216V226ZM238 225V224H237ZM243 225V224H242ZM241 225V227H243ZM247 225V224H246ZM245 225V226H246ZM176 226H178V227H176ZM187 225H185V228H188V227H186ZM195 226V227H196ZM217 226V227H218ZM240 226V225H239ZM252 226V225H251ZM256 226V225H255ZM194 227V226H193ZM216 227V228H217ZM227 227V226H226ZM252 227H254V225L252 226ZM229 228V227H228ZM244 228V227H243ZM258 228V227H257ZM179 229H181V228H178L177 230H179ZM196 230H197V232H198V229L197 228H195ZM194 229V230H195ZM200 230L202 229V228H199ZM204 229H207V230H204ZM259 229V230H260ZM177 230H176V232H177ZM184 230V229H183ZM182 230V231H183ZM191 230V229H190ZM195 230V231H196ZM199 230V231H200ZM254 230V229H253ZM257 230V229H256ZM46 231V232H47ZM185 231V230H184ZM202 231V230H201ZM200 231V232H201ZM229 231H230V229H229ZM241 231H242V229H241ZM249 231V232H248ZM78 232H79V234H78ZM190 232H192V231H190ZM200 232H199V234H200ZM177 233H179V232H177ZM176 233V234H177ZM192 233H194V232H192ZM50 234V233H49ZM49 234L47 235L48 236V238L51 236V234H50V236H49ZM183 234H186V233H183ZM189 234V233H188ZM199 234H197V235H199ZM228 234H230V233H228ZM240 236H239V235ZM177 235H179V234H177ZM182 235V234H181ZM190 235V234H189ZM189 235H188V238H190L189 237ZM193 235V234H192ZM196 235V236H197ZM203 235V234H202ZM255 235V236H254ZM222 236V238H220ZM179 237H183V236H179ZM198 237V236H197ZM216 237H219L218 239H219V241H215V238ZM185 238V237H184ZM183 238V239H184ZM193 238V237H192ZM191 238V239H192ZM199 239H200V237H198ZM201 238H203V237H201ZM224 238V239H223ZM229 238V239H228ZM52 239H48L46 242H44V246H42V247H44V248H41V249H35L32 253H30L29 255H27V256H16L15 258H13V260H12V262H2V263H0V264H13V263H16V264H23L24 263V261L25 262H27V259L29 260V259H34V260H36L37 262L38 261H46V259L47 260H49L48 258H52V257H49V254H48V252H47V250L48 249H50V245H52V244H49L50 243V240L52 241ZM196 239V238H195ZM195 239H194V242L196 243V241H195ZM217 238H216V240H218ZM225 239H228V240H225ZM129 239H127L126 241H128ZM190 242H191V240L190 239H188ZM203 240V239H202ZM214 240V241H213ZM130 241V240H129ZM141 241V240H140ZM176 241H177V239H176ZM188 241V242H189ZM201 241V240H200ZM200 241H198L199 243H201ZM55 242V241H54ZM186 242V241H185ZM215 242V243H214ZM126 243V242H125ZM159 243H158V246H159ZM56 244V243H55ZM114 244H112L113 246H114ZM186 244H187V242H186ZM198 244V243H197ZM62 245V244H61ZM125 245H128V243H126ZM155 245V244H154ZM191 245V244H190ZM190 245H189V247H190ZM196 245V244H195ZM194 245V246H195ZM27 246V245H26ZM64 246V245H63ZM224 247V249H222L223 247ZM25 247V246H24ZM28 247V246H27ZM30 247V246H29ZM32 247V246H31ZM47 247H49L48 249H47ZM85 247V246H84ZM89 247H88V249H89ZM110 247V246H109ZM156 247V246H155ZM186 247H188V244L186 245ZM217 247H222L221 249V251H219V252H217V251H213V249H215V248H217ZM33 248V247H32ZM37 248V247H36ZM45 248L47 249V250H45ZM79 248H81V247H79ZM78 248V249H79ZM196 248V247H195ZM30 249V248H29ZM44 249V250H43ZM71 249V248H70ZM77 249V248H76ZM88 249H87V251H88ZM91 249V248H90ZM89 249V250H90ZM197 249V250H198ZM55 250H57V249H55ZM64 250V249H63ZM68 250V249H67ZM83 250V249H82ZM186 250V249H185ZM189 250V249H188ZM218 250H219V248H218ZM12 251V250H11ZM53 251V250H52ZM73 251H75V249L73 250ZM76 251H78V250H76ZM101 251V250H100ZM191 251H193V250H191ZM190 250H189V253H192ZM16 252H17V250H16ZM50 252V251H49ZM57 252H59L58 254L60 255V251H58L57 250ZM63 252H65V251H63ZM84 252V251H83ZM89 252V251H88ZM183 252H184V250H183ZM186 252V251H185ZM244 252H246V253H248V254H246L247 255V257H244ZM15 253V252H14ZM13 253V251H12V254H14ZM52 253V252H51ZM81 253V252H80ZM85 253H87V252H85ZM90 253H92L91 251H90ZM124 253V252H123ZM194 253H195V251H194ZM10 254V253H9ZM53 254V253H52ZM58 254H56V255H58ZM62 254V253H61ZM193 254V253H192ZM11 255V254H10ZM30 255H32V256H30ZM48 255V256H47ZM54 255H55V252H54ZM241 255H243V256H241ZM56 256H54V258H55ZM99 257V256H98ZM110 257V256H109ZM110 258L111 260L113 259V258ZM133 257V256H132ZM242 257H244V258H242ZM5 258H6V256H5ZM8 259V258H7ZM6 259V260H7ZM10 259V258H9ZM58 259V258H57ZM61 259H63V257L61 258ZM106 259H108L107 257H106ZM259 259V258H258ZM257 259V260H258ZM262 260L264 259V258H261ZM261 259H259V260H261ZM33 260V261H34ZM54 260V259H53ZM52 260V261H53ZM59 260V259H58ZM3 261V260H2ZM63 261H64V259H63ZM99 261H101V260H99ZM103 262H100V263H104V264H106V263H108V262H104V261H107V260H102ZM114 261H115V259H113V261H109V262H112V263H114ZM30 262H31V260H30ZM54 262V261H53ZM65 262V261H64ZM119 262H121V261H119ZM58 263V262H57ZM60 263V262H59ZM70 263V262H69ZM68 263V264H69ZM261 263H262V261H261ZM27 264V263H26ZM35 264V263H34ZM39 264V263H38ZM47 264V263H46ZM53 264V263H52ZM67 264V263H66ZM263 264H264V261H263Z\"/></svg>",
    "mask_w": 264,
    "mask_h": 264
}]
</instances>
